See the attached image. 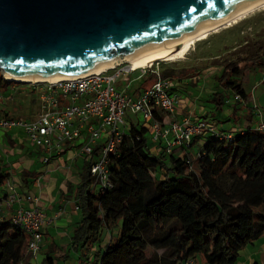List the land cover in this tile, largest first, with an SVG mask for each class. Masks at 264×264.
Listing matches in <instances>:
<instances>
[{"label": "trees", "instance_id": "trees-1", "mask_svg": "<svg viewBox=\"0 0 264 264\" xmlns=\"http://www.w3.org/2000/svg\"><path fill=\"white\" fill-rule=\"evenodd\" d=\"M263 70L259 52L229 63L207 102L218 113L229 95L248 103L244 82L251 72ZM161 75L173 79L174 73L163 70ZM150 80L146 76L136 82L141 88ZM7 84L0 75V89L5 91ZM237 114L235 108L234 120ZM244 118L254 123L251 114ZM153 119L163 115L154 111ZM137 123L129 121L116 154L109 156L111 189L94 188L89 167L95 157L84 158L75 188L79 221L68 249L58 259L49 250L41 263L74 264L76 253L81 264L88 263L92 247L108 232L109 241L95 253L93 264H185L199 255L205 264H234L245 246L264 235V132L251 125L243 132L228 131L234 133L231 141L195 138L189 147L166 154L159 141L146 139L150 124ZM8 178L0 167V188ZM26 247V236L0 217V264H32Z\"/></svg>", "mask_w": 264, "mask_h": 264}, {"label": "built area", "instance_id": "built-area-1", "mask_svg": "<svg viewBox=\"0 0 264 264\" xmlns=\"http://www.w3.org/2000/svg\"><path fill=\"white\" fill-rule=\"evenodd\" d=\"M153 64L134 69L123 62L101 72L74 78L26 83L32 87V91H39L36 117L32 120L15 119L3 115L0 109V133L22 131L32 146L45 153L41 158L45 165L51 158L60 157L65 146L71 147L73 157H95L89 167V174L94 180V188L101 192L112 188L108 160L109 156L116 154L123 140L125 117L129 112L141 114L143 121L150 124V136L161 143L166 154L177 148L189 147L195 138L232 140L234 133L218 130L210 120L194 115H188L180 122L173 120L181 87L173 79L163 77L159 68ZM135 73L137 76L134 79H128V76ZM146 76L154 79L150 88H144L136 95L127 91L129 84ZM121 78L126 82L125 88L116 84ZM2 99L0 94V101ZM231 102H241V97L234 95ZM154 111L160 112L163 119H153ZM252 116L259 119L256 129L264 132V114L257 112L252 113ZM35 185L40 188L39 179ZM4 187L5 197L0 201V217L5 218L6 213L11 212V224L27 238L25 255L32 260L36 259L46 225L38 198L28 192L19 193L10 178L5 181ZM185 264L195 262L189 260Z\"/></svg>", "mask_w": 264, "mask_h": 264}, {"label": "water", "instance_id": "water-1", "mask_svg": "<svg viewBox=\"0 0 264 264\" xmlns=\"http://www.w3.org/2000/svg\"><path fill=\"white\" fill-rule=\"evenodd\" d=\"M261 1L0 0V75L74 77L163 49Z\"/></svg>", "mask_w": 264, "mask_h": 264}, {"label": "rangeland", "instance_id": "rangeland-1", "mask_svg": "<svg viewBox=\"0 0 264 264\" xmlns=\"http://www.w3.org/2000/svg\"><path fill=\"white\" fill-rule=\"evenodd\" d=\"M256 52H259L264 57V6L226 25L221 30L195 41L183 58L174 61H156L153 65L157 66L160 71L172 70L174 82L179 84L184 90L186 88L193 104H196L200 109L202 108L208 115L210 113L211 118L216 117L219 122L209 117L203 119L214 122L218 130L225 131L226 129L224 130L223 127L228 129V124H231L228 121V117H225V114L220 115L215 111L213 105L207 102L210 95L214 92L215 79L229 63L249 58ZM137 73L128 76V79H134ZM139 83L133 82L129 84L127 91L131 93L132 89L140 85ZM153 83L154 79L148 81V83H143L142 89L150 88ZM116 84L118 87L125 88L126 86L123 78L119 79ZM31 88L29 84L23 82H8L5 91L0 89V94L3 97L0 101L2 113H8L10 117L15 119L32 120L35 118L39 91L34 92ZM244 89L250 96L249 102L246 103L249 105L244 109L242 101L231 103L232 98L227 96V101L238 109L237 116L248 115L249 112L250 114L257 112L264 114V70L248 74L244 82ZM227 106L229 107L228 104ZM240 106L241 109L239 108ZM125 120V130L127 132L129 121L134 124L138 122V127L143 126L144 122L141 114L134 115L130 112L127 113ZM254 124L255 122L252 125ZM236 125L244 128L246 123L243 119H238ZM13 137L18 142H23L25 148H32L28 144L25 135L16 133ZM145 137L150 141L149 132L146 133ZM204 141L197 142L196 151L198 146L203 144ZM7 145V142H4V138L0 137V155L8 156L10 150ZM10 157L11 161L15 160V154ZM80 165H83V163L78 161L77 166L72 168V171H77V167ZM65 252L64 250L60 251L57 253L56 258ZM95 252L92 248V253L88 258L89 264L95 261ZM195 264H205L200 255L195 258Z\"/></svg>", "mask_w": 264, "mask_h": 264}, {"label": "crops", "instance_id": "crops-1", "mask_svg": "<svg viewBox=\"0 0 264 264\" xmlns=\"http://www.w3.org/2000/svg\"><path fill=\"white\" fill-rule=\"evenodd\" d=\"M137 88H139V86L132 89L130 94L135 93L136 95L140 92V90H142L141 87L136 92ZM2 94L4 95V93ZM232 97L233 96L231 95L230 98ZM231 103H226V107H223L221 113H219L220 115L225 114V117L227 116L228 121L231 123L228 124V129L222 126L223 129H226L225 131L228 132L243 130L250 127L253 123L249 124L243 115L237 117L238 119H243L246 126L241 128L236 125L238 119L236 118V120H234L233 116V110L236 107H234ZM248 105L249 104H244L243 109ZM239 108L241 109V106ZM201 109L197 107L196 104H193L191 98H189L186 88L185 90L181 88L180 99L175 109L173 120L180 122L188 115H194L201 119L207 117L211 118L210 113L208 115L203 111V109ZM249 115L250 112L247 116ZM252 118L255 122L252 127L256 128L258 120L253 116ZM211 119H215L219 122L216 117H212ZM125 129L126 128H124V130ZM126 131L127 130H125V132ZM16 133L23 134L20 130H13L9 133H0V137L4 138V142H7V146H9L10 150L8 156L0 155V167H3L10 175V179L15 182L19 193L28 192L30 195L38 198V205L44 214L46 225L39 253L36 256V259H30V263L42 264L41 261L49 250L54 251L52 252V256L56 257L57 253L68 249L73 228L79 221L75 188L80 182L85 165V159L82 157H73V151L70 150L71 147L65 146L64 152L60 155V157L51 158L50 162L45 165L41 162V158L45 153L32 146L29 142L28 144L32 148H25L23 142H18L13 137ZM14 154L15 160L11 161L10 156ZM78 161H81L83 165L77 167V171H72V168L77 166ZM24 173L28 174V176L23 177ZM37 179L40 181V188H37L35 185V181ZM4 197L5 187L3 185L0 188V199H3ZM15 207L16 205L13 206V208ZM6 214L5 218H9L11 212L8 211ZM117 233L118 231H113L112 236H117ZM108 241L109 233L105 232V234H102L100 242H96L92 248L94 251L100 252ZM61 256L62 255H59L58 258ZM79 257L80 256L77 253L73 255V258L77 260L74 264H81V260H78ZM234 264H264V235L253 244L245 246L239 253L237 261Z\"/></svg>", "mask_w": 264, "mask_h": 264}, {"label": "bare ground", "instance_id": "bare-ground-1", "mask_svg": "<svg viewBox=\"0 0 264 264\" xmlns=\"http://www.w3.org/2000/svg\"><path fill=\"white\" fill-rule=\"evenodd\" d=\"M264 6V0L255 4L254 6L238 13L235 14L221 22H218L204 30H201L195 34L190 35L189 37L176 42L170 46H167L163 49H160L158 51H155L153 53H150L148 55H145L143 57H138V58H133V59H122L112 65L88 72V73H84L81 75H87L90 73H96V72H101L104 69L108 68V67H115L118 64L121 63H128L130 65V67L137 69V68H143V67H147L152 65L153 63H155L156 61H174L177 59H181L183 58V56L188 52V50L191 48V46L193 45V43L199 39L205 38L207 35L217 32L219 30H221L222 28H224L226 25H229L230 23L235 22L237 19L259 9L260 7ZM81 75H77V76H81ZM74 76V77H77ZM74 77H69V78H74ZM69 78H62V79H69ZM9 80H14V81H20L23 83H45V82H54L57 80H61V79H42V80H33V79H13V78H7Z\"/></svg>", "mask_w": 264, "mask_h": 264}]
</instances>
